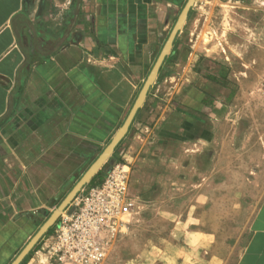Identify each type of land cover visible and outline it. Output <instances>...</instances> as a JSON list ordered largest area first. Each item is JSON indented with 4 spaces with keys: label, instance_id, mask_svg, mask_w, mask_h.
<instances>
[{
    "label": "crops",
    "instance_id": "crops-1",
    "mask_svg": "<svg viewBox=\"0 0 264 264\" xmlns=\"http://www.w3.org/2000/svg\"><path fill=\"white\" fill-rule=\"evenodd\" d=\"M187 2L0 0V264L111 143ZM205 7L190 9L128 133L85 188L124 163L132 194L154 199L239 100L232 65L195 37ZM235 264H264V195Z\"/></svg>",
    "mask_w": 264,
    "mask_h": 264
},
{
    "label": "rangeland",
    "instance_id": "rangeland-1",
    "mask_svg": "<svg viewBox=\"0 0 264 264\" xmlns=\"http://www.w3.org/2000/svg\"><path fill=\"white\" fill-rule=\"evenodd\" d=\"M204 2L195 37L232 65L239 100L212 126L207 143L192 147L179 178L169 173L154 199L132 194L124 163L94 185L126 166L135 202L103 264H235L249 238L264 195V0ZM59 220L35 246L33 264H54L42 248Z\"/></svg>",
    "mask_w": 264,
    "mask_h": 264
},
{
    "label": "built area",
    "instance_id": "built-area-1",
    "mask_svg": "<svg viewBox=\"0 0 264 264\" xmlns=\"http://www.w3.org/2000/svg\"><path fill=\"white\" fill-rule=\"evenodd\" d=\"M129 171L118 165L100 186L88 187L61 216L42 250L54 264H103L133 210Z\"/></svg>",
    "mask_w": 264,
    "mask_h": 264
},
{
    "label": "water",
    "instance_id": "water-1",
    "mask_svg": "<svg viewBox=\"0 0 264 264\" xmlns=\"http://www.w3.org/2000/svg\"><path fill=\"white\" fill-rule=\"evenodd\" d=\"M197 0H188L185 5L178 21L176 22L161 54L159 55L151 73L149 74L132 110L130 111L125 123L119 129L115 137L112 139L111 143L104 150V152L100 155V157L92 164V166L88 169V171L83 175L80 181L74 186L71 192L66 196V198L62 201V203L58 206V208L51 214V216L46 220V222L40 227L39 231L35 234V236L31 239V241L26 245V247L21 251V253L17 256V258L12 262V264H21L24 259L30 254V252L35 248V246L39 243V241L49 232V230L57 223L61 215L64 213L65 209L68 208L69 205L77 197L78 193L82 191V189L93 179V177L98 173L100 168L104 165V163L112 156L115 151V148L120 143V141L125 137L128 133L129 128L138 112V110L144 104L148 92L151 86L155 83L162 64L165 58L170 54L172 49L174 40L178 34V32L183 28L190 9L193 7Z\"/></svg>",
    "mask_w": 264,
    "mask_h": 264
},
{
    "label": "trees",
    "instance_id": "trees-1",
    "mask_svg": "<svg viewBox=\"0 0 264 264\" xmlns=\"http://www.w3.org/2000/svg\"><path fill=\"white\" fill-rule=\"evenodd\" d=\"M51 231H52V230H50L48 234H50V233H51ZM22 264H25V262H23Z\"/></svg>",
    "mask_w": 264,
    "mask_h": 264
}]
</instances>
